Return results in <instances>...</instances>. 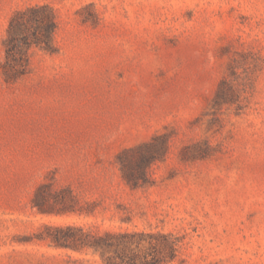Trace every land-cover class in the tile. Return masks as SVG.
<instances>
[{"label": "rangeland", "instance_id": "374dc122", "mask_svg": "<svg viewBox=\"0 0 264 264\" xmlns=\"http://www.w3.org/2000/svg\"><path fill=\"white\" fill-rule=\"evenodd\" d=\"M34 4L57 28L23 77L0 69V264L100 262L46 224L171 234L170 264H264V0H0V62ZM154 135L131 188L117 155ZM41 185L67 210L33 207Z\"/></svg>", "mask_w": 264, "mask_h": 264}, {"label": "trees", "instance_id": "16d2710c", "mask_svg": "<svg viewBox=\"0 0 264 264\" xmlns=\"http://www.w3.org/2000/svg\"><path fill=\"white\" fill-rule=\"evenodd\" d=\"M57 24L55 14L46 4H34L15 10L9 17L3 38L4 59L0 69L6 82L23 77L29 70V51L33 46L45 50L53 47V36ZM228 102L237 99L239 91L232 84L224 82ZM159 135L125 153L117 155V161L123 180L135 188L144 183L148 166L159 159V152L151 149ZM166 142V141H165ZM134 153L135 158L125 154ZM130 168L128 170V164ZM44 185L39 186L32 198V206L40 212L66 211V202L52 206L43 194ZM66 209V210H65ZM48 238L57 247L71 248L77 251L89 249L100 257L94 264H170L176 257L179 239L171 234H151L143 232H103L84 229L74 224L44 225Z\"/></svg>", "mask_w": 264, "mask_h": 264}]
</instances>
